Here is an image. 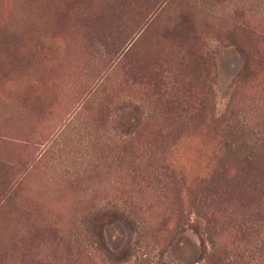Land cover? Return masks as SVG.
I'll list each match as a JSON object with an SVG mask.
<instances>
[{
	"label": "rangeland",
	"instance_id": "374dc122",
	"mask_svg": "<svg viewBox=\"0 0 264 264\" xmlns=\"http://www.w3.org/2000/svg\"><path fill=\"white\" fill-rule=\"evenodd\" d=\"M0 264H264V0H0Z\"/></svg>",
	"mask_w": 264,
	"mask_h": 264
},
{
	"label": "trees",
	"instance_id": "16d2710c",
	"mask_svg": "<svg viewBox=\"0 0 264 264\" xmlns=\"http://www.w3.org/2000/svg\"><path fill=\"white\" fill-rule=\"evenodd\" d=\"M247 70V66H246V64L243 66V70H242V72H245Z\"/></svg>",
	"mask_w": 264,
	"mask_h": 264
}]
</instances>
